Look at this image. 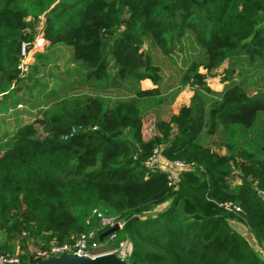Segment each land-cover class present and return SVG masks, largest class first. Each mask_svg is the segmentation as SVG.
<instances>
[{"label": "trees", "instance_id": "16d2710c", "mask_svg": "<svg viewBox=\"0 0 264 264\" xmlns=\"http://www.w3.org/2000/svg\"><path fill=\"white\" fill-rule=\"evenodd\" d=\"M40 16L68 56L50 85L16 84ZM7 119L0 251L99 236L96 208L131 215L107 240L129 241L128 264H264V0H0ZM156 147L189 166L174 186L143 164Z\"/></svg>", "mask_w": 264, "mask_h": 264}, {"label": "built area", "instance_id": "2783aa9c", "mask_svg": "<svg viewBox=\"0 0 264 264\" xmlns=\"http://www.w3.org/2000/svg\"><path fill=\"white\" fill-rule=\"evenodd\" d=\"M26 44H22L20 48V58L18 61V76L25 74L26 66L23 62L22 54L26 49ZM19 106V105H18ZM143 164L147 167H159L166 172L167 184L174 186L182 171L189 168L187 164L180 160L167 161L161 157L160 148L156 147L152 150L151 154L144 160ZM221 206L227 209H234L239 211V207L232 204L230 201L220 203ZM91 214L98 220L101 227L106 229L116 225L120 228L123 221H118L114 216H108L103 211L96 208L91 210ZM95 231L80 233L70 242H50L46 246H33L26 248L33 260L45 258L52 255H57L62 252L72 253L77 256H90L93 257L98 254L112 252L118 257L127 259L131 251V245L127 239H124L117 247H108L106 242L98 239ZM107 240L115 237L114 232L106 235ZM14 252L0 251V264H26V259L22 260L18 248Z\"/></svg>", "mask_w": 264, "mask_h": 264}, {"label": "rangeland", "instance_id": "374dc122", "mask_svg": "<svg viewBox=\"0 0 264 264\" xmlns=\"http://www.w3.org/2000/svg\"><path fill=\"white\" fill-rule=\"evenodd\" d=\"M42 24L43 18L40 16V22L36 27V33L33 39L30 42H26V49L22 54L23 62H25L26 72L21 76H18L16 84H30L34 83L36 87H41L42 83H47L50 85L53 81V77L56 73V66L60 69L63 68L64 61L68 56V48L63 44H54L49 45L48 41L45 39L42 33ZM166 66V65H165ZM163 66V67H165ZM170 68H163L162 70L166 74ZM219 75L214 78L209 79V83L215 88L218 89L221 86L219 81ZM141 87L149 86L152 87V83L149 79H145L140 82ZM252 90V88H249ZM191 94V91L188 86L183 87L178 91L174 100L167 105L168 110H172L175 113L178 112L180 107L184 105ZM27 116H22L19 118V122L27 121ZM15 123H11L10 119L4 122L3 125H0V133L1 129L8 130L9 132L14 129ZM147 127V123H145ZM242 226V225H241ZM245 234V233H244ZM103 242L107 243V237H104ZM254 245V244H253ZM30 248V246H27ZM254 247L259 250L260 247L258 245H254ZM17 250V249H16ZM27 249H24V251ZM18 251H22L21 249Z\"/></svg>", "mask_w": 264, "mask_h": 264}, {"label": "water", "instance_id": "95a60500", "mask_svg": "<svg viewBox=\"0 0 264 264\" xmlns=\"http://www.w3.org/2000/svg\"><path fill=\"white\" fill-rule=\"evenodd\" d=\"M145 47V45H143ZM131 215H127L123 221L129 219ZM117 226L114 225L106 229L98 237L99 240L106 235L115 232ZM26 264H128V262L118 257L112 252L98 254L93 257L90 256H77L72 253L62 252L57 255L48 256L45 258L33 260L28 250H25Z\"/></svg>", "mask_w": 264, "mask_h": 264}, {"label": "crops", "instance_id": "0c3cea01", "mask_svg": "<svg viewBox=\"0 0 264 264\" xmlns=\"http://www.w3.org/2000/svg\"><path fill=\"white\" fill-rule=\"evenodd\" d=\"M144 81V80H142ZM141 82V81H140ZM142 88H149V86H145V87H142ZM188 100V99H187ZM187 102V101H186ZM174 112V111H173ZM234 226L238 229L239 232H241L244 237L249 241V243L251 244H254L255 245V242L252 238V236L250 235V233L246 230V228L244 226H241L240 224H236V223H233ZM245 233V234H244ZM107 244V243H106Z\"/></svg>", "mask_w": 264, "mask_h": 264}]
</instances>
